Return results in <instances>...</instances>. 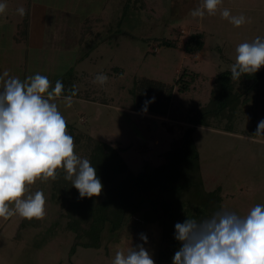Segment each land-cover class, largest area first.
I'll return each mask as SVG.
<instances>
[{
	"label": "rangeland",
	"instance_id": "rangeland-1",
	"mask_svg": "<svg viewBox=\"0 0 264 264\" xmlns=\"http://www.w3.org/2000/svg\"><path fill=\"white\" fill-rule=\"evenodd\" d=\"M31 1L75 12L77 16L71 14L70 18L73 23L66 27L68 18L52 14L58 30L70 36L69 48L73 50L66 54H31L28 50L25 55L24 43L23 47L7 39L22 18L16 9H27L30 2L7 0V8L0 14V71L7 69L21 79L39 72L52 86L57 79L65 89L75 86L77 94L70 108L64 107L62 99L55 102L74 137L78 155L91 160L87 147L90 136L116 149L136 173L146 164L162 163L172 142L193 127L191 135L205 188L219 191L221 208L243 216L256 203H264V139L250 138L264 119V77L253 87L252 80L242 76L232 80L238 102L222 116L209 117L207 125L198 119L197 112L208 103L216 87L215 76L230 70L235 62L236 46L264 37V0H223L220 8L250 18L240 27L223 19L219 10L202 19L193 18L191 9L198 7L200 0H143L141 5L133 0ZM193 33L200 34L204 45L189 52L184 41ZM167 39L174 44L162 43ZM98 73L109 77L104 85L93 82ZM182 73L188 89L179 92L176 80ZM141 78L172 87L164 115L136 109L139 103L131 88L133 80ZM51 186L52 179H38L27 186L29 192L43 190L46 196L42 218L27 224L19 215L0 218V264H111L117 250L127 252L140 242L142 232L149 238L146 246L155 264H171L176 249L169 250L160 226L143 223L136 216L114 233L104 230L97 248L74 244V232L67 227L69 217L61 201L51 198Z\"/></svg>",
	"mask_w": 264,
	"mask_h": 264
},
{
	"label": "clouds",
	"instance_id": "clouds-1",
	"mask_svg": "<svg viewBox=\"0 0 264 264\" xmlns=\"http://www.w3.org/2000/svg\"><path fill=\"white\" fill-rule=\"evenodd\" d=\"M222 2L200 0L190 14L202 19L219 10L220 16L234 27L250 21L243 13L233 15L230 9L220 8ZM6 8L7 0H0V14ZM16 11L21 17L26 15L23 6ZM235 53L230 79L256 73L264 66V37L239 43ZM108 79L105 73H98L93 82L104 85ZM76 94L75 86L65 89L59 79L52 86L48 77L39 72L21 79L7 69L0 71V218H42L46 196L43 190L29 192L27 186L38 179L54 180L58 169H63L64 179L78 190L79 198L101 194L104 186L97 168L75 152L74 137L55 102L62 99L64 107L70 108ZM154 101V96L146 99L141 111L146 113ZM250 138L264 139V119ZM173 236L179 247L171 264H264V203H256L243 216L221 208L205 219L186 217L174 223ZM148 239L140 233V242L127 252L117 250L111 264H155L146 246Z\"/></svg>",
	"mask_w": 264,
	"mask_h": 264
},
{
	"label": "trees",
	"instance_id": "trees-1",
	"mask_svg": "<svg viewBox=\"0 0 264 264\" xmlns=\"http://www.w3.org/2000/svg\"><path fill=\"white\" fill-rule=\"evenodd\" d=\"M133 1L143 4V0ZM162 43L167 46L174 44L168 39ZM203 45L199 33L188 35L184 41V49L189 52L199 51ZM68 74L71 76L70 70ZM182 75L183 73L176 80L179 92L188 89V81L182 79ZM230 75V70H226L215 76L216 87L211 90L208 103L197 110L198 119L203 124L208 123L209 117L222 116L238 102L239 93ZM242 77L252 80L253 87L264 77V66L256 73L244 74ZM131 93L134 99L137 97V110H141L146 99L154 96L155 101L148 105L147 112L164 115L172 87L149 78L134 79ZM192 129L193 127L186 128L182 136L172 142L170 148L163 153L162 163L155 166L146 164L136 173L129 169L111 145L88 136L90 161L97 168L104 186L101 194L79 198L78 190L64 179L63 171H57L51 186V198L61 201L65 215L69 217L67 227L74 232V244L97 248L104 230L114 233L136 216L143 223H157L161 228L162 238L168 242V248L172 251L179 247V242L173 236L175 222H182L186 217L205 219L220 210L219 191L205 188L199 167V153L191 135ZM34 220L35 218L22 219L25 224ZM73 250L74 246L71 247V251Z\"/></svg>",
	"mask_w": 264,
	"mask_h": 264
},
{
	"label": "crops",
	"instance_id": "crops-1",
	"mask_svg": "<svg viewBox=\"0 0 264 264\" xmlns=\"http://www.w3.org/2000/svg\"><path fill=\"white\" fill-rule=\"evenodd\" d=\"M28 2L30 3L26 9V15L15 22V31L7 40H11L12 42H14V44L17 45L22 44L23 47L24 43L25 49L23 53L25 55L28 54V50L31 51V54L33 53V51H38L41 53L57 51L58 53L62 54H66L72 51L73 48H69V45H71L70 36L65 33V31H60L61 28H59L58 30L57 25H55V22H53L52 20V14L54 12H58V16H63L65 19L68 18V21L65 25L66 27L67 24H69L70 26V24L73 23L70 18L71 14L76 15L75 12L69 8H67L69 9L67 10L51 5H46L45 3L40 1L28 0ZM9 21L12 22V20ZM19 21L23 24H20ZM18 31L20 35L17 33ZM0 37L3 36L1 35Z\"/></svg>",
	"mask_w": 264,
	"mask_h": 264
}]
</instances>
